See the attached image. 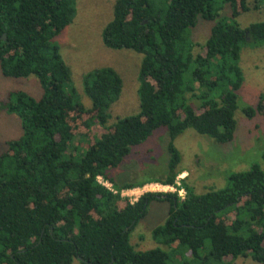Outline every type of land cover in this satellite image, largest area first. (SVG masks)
<instances>
[{"label":"trees","instance_id":"1","mask_svg":"<svg viewBox=\"0 0 264 264\" xmlns=\"http://www.w3.org/2000/svg\"><path fill=\"white\" fill-rule=\"evenodd\" d=\"M76 0H0V69L7 77L34 75L38 98L10 93L2 107L18 115L21 134L0 152V264H167L161 247L136 250L129 233L151 200L169 202L165 221L152 236L166 246L189 250L180 264H231L247 256L264 264V167L228 173L227 184L195 193L181 179L176 191H147L130 202L109 169L132 146L166 127L167 174L154 181L174 185L181 158L174 139L187 128L220 143L233 139L237 91L243 83L238 64L242 45L264 42V20L241 27L235 20L247 0H115L101 37L106 47L142 55L138 111L110 119L122 78L110 66L82 76L86 107L78 100L71 69L53 39L71 22ZM230 6L231 22L220 16ZM264 7L255 0L254 9ZM199 19L210 20L203 43L190 39ZM200 45V46H199ZM202 48L194 52V47ZM187 95L199 101L195 108ZM247 117L264 118V91ZM94 125L103 131L93 133ZM86 139L84 152L75 138ZM264 162V151H263ZM112 184L113 190L99 182Z\"/></svg>","mask_w":264,"mask_h":264},{"label":"rangeland","instance_id":"2","mask_svg":"<svg viewBox=\"0 0 264 264\" xmlns=\"http://www.w3.org/2000/svg\"><path fill=\"white\" fill-rule=\"evenodd\" d=\"M115 0H76V11L71 22L53 39L60 53L71 69V81L75 87L78 100L86 107L90 100L85 95L82 86V76L96 67L110 66L120 74L123 84L119 98L110 108V119L113 122L117 116H124L138 111L139 98L137 94L138 72L142 55L128 48L112 49L102 42L101 32L104 25L112 18ZM250 6L235 18L241 27L252 22L264 20V7L254 9L255 0H247ZM220 16L231 22L230 6L223 3ZM212 22L199 19L196 26L190 29V39L203 43L210 33ZM200 46V45H199ZM194 47V52L202 48ZM239 66L243 72V83L237 91V108L234 112L236 127L233 139L220 143L213 138L187 128L174 139V144L181 158L178 170H186L185 181L195 193H203L211 188H222L227 182L231 171L248 169L258 163L264 167V118L255 114L247 117L242 108L255 106L260 94L264 91V42H245L241 47ZM23 90L38 98L42 89L34 75L27 77H7L0 69V152L6 147L5 141L21 134V121L17 114L7 112L2 104L9 100L11 92ZM187 102L197 107L199 101L187 95ZM103 129L94 125L93 133L100 134ZM169 135L166 127L156 128L142 143L132 146L131 151L115 167L109 169L110 176L116 186L124 183L145 187L126 191L133 193L131 197L139 196L147 191H168L171 188L156 183L167 174L169 154L167 145ZM79 145V153L84 152L86 139L83 135L75 138ZM179 175L177 176L176 180ZM182 179V178H181ZM181 179L179 182L181 183ZM151 182V183H150ZM143 187V188H142ZM169 202L151 200L146 214L140 218L129 233V241L136 250H148L154 247L164 248L169 259L167 264H180L183 259H190L189 250L176 246V243L166 246L152 236L154 227L162 224L168 215ZM231 264H259L250 257L241 256L231 261ZM71 264H81L73 260Z\"/></svg>","mask_w":264,"mask_h":264},{"label":"built area","instance_id":"3","mask_svg":"<svg viewBox=\"0 0 264 264\" xmlns=\"http://www.w3.org/2000/svg\"><path fill=\"white\" fill-rule=\"evenodd\" d=\"M178 178H179V179H177V180L175 181V184H174V185H167L166 187L171 188L170 190H173V192L176 191L177 194H178V196H179V198L183 199L184 196H185V190H184L182 187H179V188H178V186L180 185L179 180H180L182 177H180V175H179ZM98 180H99V182H101L102 184H104L108 189L113 190V188H112V184H111V183H109L108 181H104L101 177H99ZM136 188H137V187H136ZM134 189H135V188H133V189L122 190V191H121V195L124 196V197H128V199L130 200V202H133V201H135L138 197H137V196L131 197L132 195H130V194H133V193H127L126 191H129V190L132 191V190H134ZM113 191L115 192V190H113ZM134 199H135V200H134Z\"/></svg>","mask_w":264,"mask_h":264},{"label":"crops","instance_id":"4","mask_svg":"<svg viewBox=\"0 0 264 264\" xmlns=\"http://www.w3.org/2000/svg\"><path fill=\"white\" fill-rule=\"evenodd\" d=\"M186 173H187L186 170H182V172H181L179 175H180V177L183 178V177L185 176ZM150 183H151V182H150ZM146 184H147V183H146ZM146 184H144L143 187H145ZM160 185H161V184H160ZM161 186H162V185H161ZM166 186H167V185H165V187H166ZM143 187H142V188H143ZM137 188H140V187H137ZM167 188H168V187H167ZM134 200H135V199H134Z\"/></svg>","mask_w":264,"mask_h":264}]
</instances>
